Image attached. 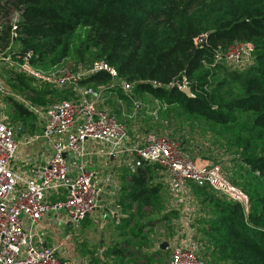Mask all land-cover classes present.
Returning <instances> with one entry per match:
<instances>
[{
    "label": "trees",
    "instance_id": "1",
    "mask_svg": "<svg viewBox=\"0 0 264 264\" xmlns=\"http://www.w3.org/2000/svg\"><path fill=\"white\" fill-rule=\"evenodd\" d=\"M15 11L20 14L12 31L9 18ZM0 21V49L34 50L39 69L68 57L87 67L102 60L133 83L127 93L111 89L127 101H133V92H148L168 107L179 106L174 113L184 119L163 133L170 132L186 157L219 164L249 197L244 213L238 202L194 182L200 190L199 223L206 231L196 232L197 256L207 264H264V0H0ZM235 41L251 45L252 61L241 69L216 60ZM9 71L13 76L7 80L20 88L34 81ZM182 77L194 97L172 85ZM106 81L110 76L99 71L81 84ZM42 85L30 88L41 97L66 90L73 94L68 86ZM14 105L27 124L25 133L26 126L35 129L36 123L27 121L31 110L23 102ZM160 169L156 163L135 167L132 180L138 189L124 198L141 207L156 196L161 183L149 181ZM57 198L53 194L51 200Z\"/></svg>",
    "mask_w": 264,
    "mask_h": 264
},
{
    "label": "built area",
    "instance_id": "2",
    "mask_svg": "<svg viewBox=\"0 0 264 264\" xmlns=\"http://www.w3.org/2000/svg\"><path fill=\"white\" fill-rule=\"evenodd\" d=\"M19 14L15 11L9 18L12 31ZM36 57L32 49L19 52L12 50L11 45L0 49V65L33 78L37 85L71 87L76 98L60 100L44 108L23 102L42 122L41 133L27 138L25 144L41 138L52 149L30 178L22 179L14 169L18 143L13 127L0 118V264H74L62 256L58 245L43 247L37 226L52 211L63 212L64 222L77 224L96 208L101 192L98 175L82 163L87 155L83 147L87 140L107 146L110 156L130 150L134 153L133 166L158 164L168 172L174 188L185 190L186 181H193L238 202L243 212H248V195L225 177L220 165L186 157L176 140L149 131L137 145L129 150L125 148L128 138L125 125L104 106V99L94 86L81 84L88 75L103 71L110 76V90L117 87L129 92L133 83L123 80L114 67L98 60L88 67L78 64L45 72L34 65ZM220 58L232 67L244 68L252 61L251 45L235 41L223 55L216 56V60ZM172 85L180 90L188 87L184 77L174 80ZM0 90L4 91L1 81ZM68 155L76 161L75 174H70L72 165ZM53 194L58 195L56 200L49 198ZM197 253L198 245L192 239L175 243L164 264H207Z\"/></svg>",
    "mask_w": 264,
    "mask_h": 264
},
{
    "label": "rangeland",
    "instance_id": "3",
    "mask_svg": "<svg viewBox=\"0 0 264 264\" xmlns=\"http://www.w3.org/2000/svg\"><path fill=\"white\" fill-rule=\"evenodd\" d=\"M224 52L225 51L219 52L216 56L223 55ZM75 61L76 60L74 58L68 57L60 62V65L58 64V66L53 65L50 67L45 66L44 69L41 67L40 68L45 72L51 70L53 71V69L57 70L62 66L72 68L73 66L77 65ZM218 62H222L224 64L232 66L226 63L225 60L221 58L218 59ZM48 64V62L44 63V65ZM85 65H87V63ZM206 68L210 67L206 66ZM0 75L2 84L7 85L8 90L10 91V94L8 93L9 96H0V118L13 127L15 140L18 143L16 157L19 154L25 157L28 156L30 145H28V143L25 144L23 135H16V128L18 126L23 127L27 124L23 123V121L18 117L14 101L25 102L29 105L39 107L33 103H36L38 99H43L45 104L39 108H44L60 100H73L76 98V95L74 92L71 95L70 92L66 90V92L61 91L59 93L53 94L47 93L42 97L37 96L30 88V86L37 89H43L42 87H40V85H37L36 83L30 80L28 81V79H26L29 82L30 86H28L27 89L18 87L15 81L7 80V77L11 76L12 74L11 71H9V69H7L6 67L0 68ZM109 85L110 83L106 81L103 83L100 82L94 87L98 92H100L101 97H103L104 106L108 107L113 113H115L118 119L125 125L130 139H133V137L137 138L138 136L140 138L142 135H145V133L149 131H155L156 133L160 134L163 133V131H167L168 128H177L179 126L180 120L184 119L182 116L178 117L176 113H174V111L179 110V106H177L176 104L170 105L168 107L164 99H159L148 92H133V101L129 102L120 95L121 92H119L118 90H110V88H108ZM131 93L132 92H130V94ZM32 114L33 116L28 117L27 121L36 123L38 127H36L34 131H31L30 129H28V126H26L27 132L25 133V138H28V136L34 133H38L41 128L39 125L40 122L37 118V114L33 112ZM185 128H188L187 124L185 125ZM162 135H166L169 137L170 132H165ZM22 140L23 143H20ZM24 163L25 162L22 161L20 164L23 165ZM199 192L200 190H198V186L194 182L186 181L185 190L172 187L173 195H169V200L171 201L168 204V207L166 205L162 206V204L167 203V193L162 192L161 194L158 193L156 196L149 197V201L141 207L138 206V203H135L134 206H131V209H122V215L125 216L121 217L119 219L120 221L117 224H114L116 225L115 233L117 235H120V237H124L123 239H126V241H124L126 245L122 246V242L120 243V248L124 249L125 251H130L131 245H129V242L127 240L130 239L132 241L134 236L137 237L136 243L139 244L140 247H144L145 245L150 244L149 239H153L155 236L159 235L160 227H157L156 223L158 221L154 217L158 215L156 211H159L161 207L163 209L167 207V210L170 207H173L175 209L171 212L173 214V217L170 216V219L175 218L174 223L169 227L171 236L175 235L179 239H181V236H184V234H182V231L184 229H182V224H180V221L182 220H180L179 218L188 216L189 214L187 223L189 226L193 227L191 239L197 241L196 232L201 231V233L203 234L206 233V231L203 229V224L199 223L200 217H202L199 213V205L197 202V194ZM158 201L160 202V204H156ZM182 210L184 212H182ZM91 215L92 214H90V216ZM147 219H149V222L145 223L144 221H147ZM204 219H207V217L204 216ZM97 221L99 222L100 219H98ZM110 221L113 222L115 220L114 218L109 217L108 222ZM171 221L173 220H170V222ZM98 222L94 224L95 230L93 231L92 238L84 234L91 223V219L89 218V216H87L79 222V225L80 223H83L81 225L82 228L78 226V229L75 228L66 232L56 230V235L53 243H57V245L64 243L63 246L65 247L66 252L64 257L72 260L74 264H116V261L119 260V258L111 257L113 254L110 252L111 248L108 247L105 243V234L103 235V238L99 236V231L105 230L107 224L103 221H100L99 223ZM165 225L167 226V224ZM110 226L111 224L108 225V230L111 229ZM91 227L93 228V226ZM49 241H51V239H49ZM94 241H96V244H93ZM81 243L83 244L80 245ZM98 244H100L99 250L96 249V245ZM104 246L106 248L102 251L101 249ZM132 246H134V244H132ZM90 254L94 255L91 261L87 259ZM101 258L105 259L104 262H102ZM129 259L136 260L132 258V256H130ZM120 261L122 262L124 260Z\"/></svg>",
    "mask_w": 264,
    "mask_h": 264
},
{
    "label": "crops",
    "instance_id": "4",
    "mask_svg": "<svg viewBox=\"0 0 264 264\" xmlns=\"http://www.w3.org/2000/svg\"><path fill=\"white\" fill-rule=\"evenodd\" d=\"M1 67H3V65H0V68ZM3 89L4 91L0 90V96H9L10 91L8 90V86L4 84ZM39 122V125L41 127L40 131L34 134L41 133V119L39 120ZM33 126L38 127L37 124H33ZM35 129L31 131H34ZM21 135H23V140L27 139L25 138V129L24 134L21 133ZM32 135L28 136V139ZM143 136L144 135H142L140 138L138 136L137 138L133 137V139H130L128 135V138L125 143V148L129 150V148L133 147L134 145H137V143L141 141ZM23 140L20 143H23ZM28 145H30L28 150V156L24 157L19 154L16 157L13 165L14 169L22 179L32 177L37 166L41 164L44 160H46L50 156L52 151L50 144L41 138L35 141L28 142ZM83 147L87 155L82 160V163L86 169L95 170L97 172L98 181L101 186V192L97 200V206L90 213L92 214L91 216L90 214L87 215L91 219V223L84 234L92 238L93 231L95 230L94 224L98 222V219H100L101 222H106L107 225L105 230L99 231V236L103 238V235L105 234V243L108 247L111 248L110 252L112 254L114 253L111 257L119 258V260L116 261V264H164L169 259L171 246L175 243H184L185 241L190 240L193 233V227L189 226L187 223L189 218L188 214V216L179 218L180 220H182L180 221V224H182L181 227L182 229H184L182 231V234H184V236H181V239H179L175 235H170L169 227L175 221V218L170 219V216L173 217V214L170 212L175 209L173 207H170L167 210L168 204L171 201L169 200V195H173L172 180L168 172L163 168H161L159 171L156 170L151 174L152 179L149 181L150 183L160 182L161 186L158 193H167V203L162 204V206L166 205L167 207H165L164 209L161 207L159 211H156L158 215L154 217L158 221L156 223L157 227H160L159 235L155 236L153 239H149L150 244L145 245L144 247H140L139 244L136 243L137 237L134 236L132 239L133 242L130 239L127 240L129 242V245H131L130 251H125L124 249L120 248V243L123 242L122 246L126 245V243L124 242L126 241V239H123L124 237H120V235H117L115 233L116 225L114 224H117L120 221L119 219L125 216L122 215V209H131V206H134L135 203H137V201H129L127 198H124L125 193L138 189V187L133 184L132 180V175L135 173V166H133L134 154L129 150L120 155L110 156L107 153V146L99 142H94L92 140L85 141ZM67 160L70 165H72V167L70 168V174H75L77 172V166L75 164L76 161L72 159L70 155H68ZM22 161L25 162L23 165L20 164ZM123 186L128 187L126 190H123ZM49 198L51 199L52 195ZM158 202L156 204H160V202ZM182 212L184 211L182 210ZM109 217L114 218L115 221L108 222ZM64 218L65 215L61 211L59 213L53 211L49 212L42 218L41 222L37 226V231L40 233L39 236H41L40 238L42 240V245H57V243H53V240L56 235V230L66 232L70 231L71 229H78V226L82 228L81 225L83 223H80L79 225V222L77 224L64 222ZM148 220L149 219L144 222H149ZM170 220L173 221L170 222ZM109 224H111L110 230H108ZM165 224H167V226ZM91 226H93V228ZM49 239H51V241H49ZM162 242L167 243V247L165 249L160 248V244ZM63 244L64 243L58 244L62 256H64L66 253ZM82 244L83 243H81L80 245ZM93 244H96V241H94ZM132 244H134V246H132ZM105 248L106 247L104 246L101 250L103 251L105 250ZM96 249H100V244L96 245ZM119 250L121 251L119 252ZM130 256H132V258L136 260H130ZM93 257L94 255L90 254L87 259L91 261ZM101 260L102 262H104L105 259L101 258ZM120 260L124 261L121 262Z\"/></svg>",
    "mask_w": 264,
    "mask_h": 264
},
{
    "label": "water",
    "instance_id": "5",
    "mask_svg": "<svg viewBox=\"0 0 264 264\" xmlns=\"http://www.w3.org/2000/svg\"><path fill=\"white\" fill-rule=\"evenodd\" d=\"M185 95H187L188 97H194V94L191 92V90H190V88L189 87H186L185 89H182L181 90ZM19 130H20V132L22 133V134H24V128L23 127H20L19 128ZM64 156H66V154H64ZM45 245H43V247H44ZM167 247V243L166 242H162L161 244H160V248H166Z\"/></svg>",
    "mask_w": 264,
    "mask_h": 264
}]
</instances>
